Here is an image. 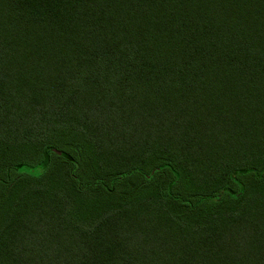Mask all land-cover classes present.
Returning <instances> with one entry per match:
<instances>
[{"label": "trees", "instance_id": "16d2710c", "mask_svg": "<svg viewBox=\"0 0 264 264\" xmlns=\"http://www.w3.org/2000/svg\"><path fill=\"white\" fill-rule=\"evenodd\" d=\"M0 264H264V0H0Z\"/></svg>", "mask_w": 264, "mask_h": 264}, {"label": "rangeland", "instance_id": "374dc122", "mask_svg": "<svg viewBox=\"0 0 264 264\" xmlns=\"http://www.w3.org/2000/svg\"><path fill=\"white\" fill-rule=\"evenodd\" d=\"M213 83V82H212ZM212 83H211V85H212ZM213 86H214V88L216 89V90H218L219 92H229L230 90H232V89H237L232 83H230V82H220V81H218V82H214L213 83ZM218 115V114H217ZM229 129V128H228ZM221 131H223V130H220L219 132L221 133ZM229 132L231 133V131H230V129H229ZM229 132H227L226 134L225 133H222L221 135H218V134H216V132L214 133V134H212V135H214V137H211L212 139L210 140V144H212L213 146H217V147H229V148H234V146L233 147H231L230 145H228V144H226V142H232L233 140H231L230 139V134H229ZM211 135V136H212ZM240 135H243L242 133L241 134H239V136ZM238 139V138H237ZM237 139H235V140H237ZM234 140V141H235ZM242 140V139H241ZM241 140H239V141H241ZM239 141H237L236 143L235 142H233L234 144H236L235 145V147L236 148H238L239 147ZM235 149V148H234Z\"/></svg>", "mask_w": 264, "mask_h": 264}]
</instances>
